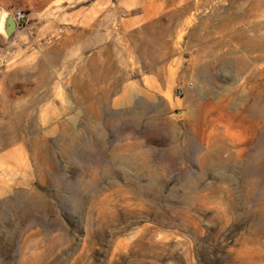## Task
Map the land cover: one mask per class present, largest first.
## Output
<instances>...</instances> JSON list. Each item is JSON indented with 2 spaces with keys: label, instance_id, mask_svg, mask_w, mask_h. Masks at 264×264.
I'll return each instance as SVG.
<instances>
[{
  "label": "rangeland",
  "instance_id": "374dc122",
  "mask_svg": "<svg viewBox=\"0 0 264 264\" xmlns=\"http://www.w3.org/2000/svg\"><path fill=\"white\" fill-rule=\"evenodd\" d=\"M18 8L0 264H264V0Z\"/></svg>",
  "mask_w": 264,
  "mask_h": 264
},
{
  "label": "water",
  "instance_id": "95a60500",
  "mask_svg": "<svg viewBox=\"0 0 264 264\" xmlns=\"http://www.w3.org/2000/svg\"><path fill=\"white\" fill-rule=\"evenodd\" d=\"M0 22H3L2 31L0 30V33H2L5 36H9L16 27V22L13 18V15L11 12L8 11H4V13L1 14ZM182 113L183 110H176L171 112L170 115L177 117V116H181Z\"/></svg>",
  "mask_w": 264,
  "mask_h": 264
},
{
  "label": "built area",
  "instance_id": "2783aa9c",
  "mask_svg": "<svg viewBox=\"0 0 264 264\" xmlns=\"http://www.w3.org/2000/svg\"><path fill=\"white\" fill-rule=\"evenodd\" d=\"M12 15L17 25H23L27 23V16L24 10L18 8L12 11Z\"/></svg>",
  "mask_w": 264,
  "mask_h": 264
},
{
  "label": "bare ground",
  "instance_id": "6f19581e",
  "mask_svg": "<svg viewBox=\"0 0 264 264\" xmlns=\"http://www.w3.org/2000/svg\"><path fill=\"white\" fill-rule=\"evenodd\" d=\"M3 22H0V30L2 31Z\"/></svg>",
  "mask_w": 264,
  "mask_h": 264
}]
</instances>
